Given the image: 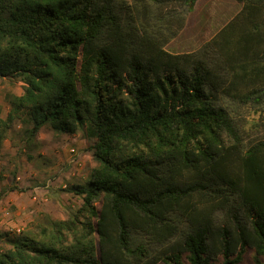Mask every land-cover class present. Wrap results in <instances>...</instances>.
<instances>
[{
	"label": "trees",
	"instance_id": "1",
	"mask_svg": "<svg viewBox=\"0 0 264 264\" xmlns=\"http://www.w3.org/2000/svg\"><path fill=\"white\" fill-rule=\"evenodd\" d=\"M196 1L0 0V77L22 83L0 148L18 120L28 146L80 129L96 161L66 217L0 232V264H264V137L242 124L264 107V0L168 51Z\"/></svg>",
	"mask_w": 264,
	"mask_h": 264
},
{
	"label": "rangeland",
	"instance_id": "2",
	"mask_svg": "<svg viewBox=\"0 0 264 264\" xmlns=\"http://www.w3.org/2000/svg\"><path fill=\"white\" fill-rule=\"evenodd\" d=\"M240 8L236 0H197L188 13L185 25L165 48L173 53L190 52L207 41L232 15ZM22 83L0 77V116L5 117L9 108L8 99L22 92ZM244 115L243 127L251 139L264 137V107L250 108ZM6 138L7 146L0 148V190H9L12 185L16 193L26 192L29 188H46L49 180H55L52 191H45L42 198L48 197L51 207L49 212L32 214L31 220L23 215H15L14 207L0 202V232H19L34 226L35 220L42 214L60 219L67 216V207H76L80 198L65 191L69 182H76L86 174L92 166V158L87 149L88 142L78 129L72 135H66L46 126L40 128L37 135L26 145L19 134V121L13 122ZM73 138V139H72ZM51 141V143H48ZM74 147V155L69 148ZM72 157L80 161V165L71 162ZM42 171L50 172L43 174ZM18 177V178H17ZM65 183L64 187L61 185ZM23 194V193H22ZM1 196V195H0ZM40 198L39 202H42ZM36 202L38 201L35 200ZM60 205V206H59ZM253 251L247 248L243 262L252 261Z\"/></svg>",
	"mask_w": 264,
	"mask_h": 264
},
{
	"label": "crops",
	"instance_id": "3",
	"mask_svg": "<svg viewBox=\"0 0 264 264\" xmlns=\"http://www.w3.org/2000/svg\"><path fill=\"white\" fill-rule=\"evenodd\" d=\"M64 134L72 135V137H74V135L77 133H73V134L64 133ZM6 141H8L7 138L4 139L2 146H7ZM48 143H51V141H49ZM89 153L91 155L90 150H89ZM91 158H92V155H91ZM92 161H93L92 166H94L96 164V161L93 158H92ZM42 173L48 174V175L51 174L50 172H47V171H42ZM83 176L84 174H82V177ZM54 182L55 180H52V181L49 180V183H47L46 188H43L40 190L35 189V187L29 188L28 193L27 191L16 193L15 189L6 190L0 196V202L11 204V206L14 207V210H15L14 212H16L15 215L17 216L23 215V217H25L26 220H31L32 214H35V215L40 214V213H43V211L49 212L48 209L51 207V205L47 203L49 201L48 197L42 198V194H44L45 191L49 192V191H52L53 189L56 190V188L54 187ZM64 186H65V183L61 185V187H64ZM40 198H42V202H39ZM37 199L38 201L36 202L35 200Z\"/></svg>",
	"mask_w": 264,
	"mask_h": 264
},
{
	"label": "built area",
	"instance_id": "4",
	"mask_svg": "<svg viewBox=\"0 0 264 264\" xmlns=\"http://www.w3.org/2000/svg\"><path fill=\"white\" fill-rule=\"evenodd\" d=\"M69 151H70L71 154L74 155V152H75L74 147H70ZM71 162H73L75 165H80V161L77 158H75V157H72Z\"/></svg>",
	"mask_w": 264,
	"mask_h": 264
}]
</instances>
